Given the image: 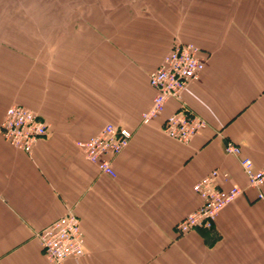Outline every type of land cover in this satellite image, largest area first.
<instances>
[{
	"label": "crops",
	"instance_id": "crops-1",
	"mask_svg": "<svg viewBox=\"0 0 264 264\" xmlns=\"http://www.w3.org/2000/svg\"><path fill=\"white\" fill-rule=\"evenodd\" d=\"M176 42L204 67L142 122L149 73ZM12 104L47 131L31 155L0 134V264H50L36 232L68 210L85 253L64 264H264V183L259 198L240 164L264 166V0H0V122ZM181 104L205 121L188 143L162 131ZM107 123L132 132L110 156L113 178L77 145ZM213 169L243 191L212 229L178 234Z\"/></svg>",
	"mask_w": 264,
	"mask_h": 264
},
{
	"label": "built area",
	"instance_id": "built-area-1",
	"mask_svg": "<svg viewBox=\"0 0 264 264\" xmlns=\"http://www.w3.org/2000/svg\"><path fill=\"white\" fill-rule=\"evenodd\" d=\"M199 49L191 43H174L171 50L163 57L159 65L149 73V84L155 90L152 104L141 113L142 122H148L158 116L168 99H181L186 86L199 77L204 67V58ZM205 121L191 112L184 105L169 114L162 123V131L170 138L188 143ZM47 131V124L32 109L12 104L4 112L0 122V134L5 141L31 155L34 143ZM132 132L112 123L105 124L96 134L77 142L84 157L97 169L115 177L116 172L110 162V156L119 153L129 142ZM224 151L239 156L240 147L227 142ZM240 164L247 177L249 187L259 190L264 183V166L253 168L249 157H241ZM217 169L211 170L193 184V190L201 199V204L187 213L175 225L178 234H185L194 229L210 230L220 210L235 199L243 190L236 184L221 188L216 179ZM225 176V175H224ZM42 252L50 264H64L69 257L84 255V234L78 215L72 210L52 220L36 232Z\"/></svg>",
	"mask_w": 264,
	"mask_h": 264
},
{
	"label": "rangeland",
	"instance_id": "rangeland-1",
	"mask_svg": "<svg viewBox=\"0 0 264 264\" xmlns=\"http://www.w3.org/2000/svg\"><path fill=\"white\" fill-rule=\"evenodd\" d=\"M22 1H24V0H22ZM15 11L17 10V9H14Z\"/></svg>",
	"mask_w": 264,
	"mask_h": 264
}]
</instances>
